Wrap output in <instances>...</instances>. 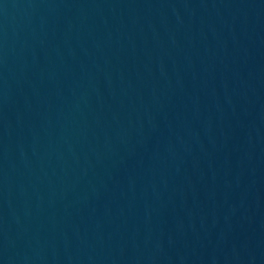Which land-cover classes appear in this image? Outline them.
<instances>
[{
	"label": "water",
	"instance_id": "water-1",
	"mask_svg": "<svg viewBox=\"0 0 264 264\" xmlns=\"http://www.w3.org/2000/svg\"><path fill=\"white\" fill-rule=\"evenodd\" d=\"M0 264H264V0H0Z\"/></svg>",
	"mask_w": 264,
	"mask_h": 264
}]
</instances>
